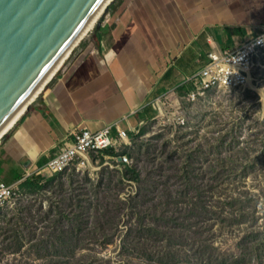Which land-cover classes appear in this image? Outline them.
<instances>
[{
  "label": "rangeland",
  "instance_id": "1",
  "mask_svg": "<svg viewBox=\"0 0 264 264\" xmlns=\"http://www.w3.org/2000/svg\"><path fill=\"white\" fill-rule=\"evenodd\" d=\"M160 106L115 156L1 206L0 264H264V48L246 87Z\"/></svg>",
  "mask_w": 264,
  "mask_h": 264
},
{
  "label": "crops",
  "instance_id": "2",
  "mask_svg": "<svg viewBox=\"0 0 264 264\" xmlns=\"http://www.w3.org/2000/svg\"><path fill=\"white\" fill-rule=\"evenodd\" d=\"M106 18L66 56L0 138V177L18 188L49 179L50 156L80 128L133 133L155 116L212 49L264 29V0H112Z\"/></svg>",
  "mask_w": 264,
  "mask_h": 264
},
{
  "label": "water",
  "instance_id": "3",
  "mask_svg": "<svg viewBox=\"0 0 264 264\" xmlns=\"http://www.w3.org/2000/svg\"><path fill=\"white\" fill-rule=\"evenodd\" d=\"M104 2L0 0V133Z\"/></svg>",
  "mask_w": 264,
  "mask_h": 264
},
{
  "label": "built area",
  "instance_id": "4",
  "mask_svg": "<svg viewBox=\"0 0 264 264\" xmlns=\"http://www.w3.org/2000/svg\"><path fill=\"white\" fill-rule=\"evenodd\" d=\"M263 48L264 29L236 48L212 49L207 53L205 65L184 78L179 87L186 90L185 97L191 103L199 102L213 91L246 87L251 82L256 57ZM112 129L108 126L95 132L88 128L75 130L70 143L48 158L45 169L52 175L83 169L89 164L90 156L114 149L118 141L128 138L127 131L116 127L117 134L113 135ZM32 177L26 175L27 179ZM16 191V187L7 185L0 177V207L10 201Z\"/></svg>",
  "mask_w": 264,
  "mask_h": 264
},
{
  "label": "bare ground",
  "instance_id": "5",
  "mask_svg": "<svg viewBox=\"0 0 264 264\" xmlns=\"http://www.w3.org/2000/svg\"><path fill=\"white\" fill-rule=\"evenodd\" d=\"M111 0H105V2L102 4V6L99 8V10L95 13V15L92 17V19L89 21L88 25L86 26V28L83 30V32L79 35V37L76 39V41L74 42V44L70 47V49L66 52V54L63 56V58L60 60V62L55 66V68L50 72V74L45 78V80L40 84V86L35 90V92L32 94V96L29 98L28 101H32L34 100L38 94L41 92V90L44 88V86L46 85V83L50 80V78L54 75V73L60 68V66L62 65L64 59L66 58V56L68 55V53L71 51V49H73L82 39V37L89 31L92 29V25L95 23L97 17L101 14V12L104 10L105 6H107L110 3ZM28 103V102H27ZM27 103L22 106L20 108V110H18V112L12 117V119L7 123V125L5 126V128L2 130V132L0 133V136L3 135V133H5L15 122L16 120L19 118V116L22 114V112L24 111Z\"/></svg>",
  "mask_w": 264,
  "mask_h": 264
},
{
  "label": "trees",
  "instance_id": "6",
  "mask_svg": "<svg viewBox=\"0 0 264 264\" xmlns=\"http://www.w3.org/2000/svg\"><path fill=\"white\" fill-rule=\"evenodd\" d=\"M179 94L185 96L186 90L181 88L179 90ZM129 135L132 136L131 133H129ZM101 154L108 155V156H115L116 155L113 148L106 150V151L102 152ZM132 172L135 174L134 171H132ZM50 180L45 179L43 177L26 179L23 183H21L18 186L16 192H18V193L22 192V193H28V194L40 192ZM253 233L256 234V231L254 229H253Z\"/></svg>",
  "mask_w": 264,
  "mask_h": 264
}]
</instances>
